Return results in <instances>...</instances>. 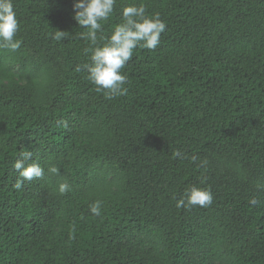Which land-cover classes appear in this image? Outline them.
Listing matches in <instances>:
<instances>
[{"label": "trees", "instance_id": "trees-1", "mask_svg": "<svg viewBox=\"0 0 264 264\" xmlns=\"http://www.w3.org/2000/svg\"><path fill=\"white\" fill-rule=\"evenodd\" d=\"M76 2L13 0L23 43L0 50V264H264V0H117L105 36L132 4L167 27L154 51L134 50L112 100L75 71L95 47ZM24 150L44 175L17 191ZM193 186L213 203L177 208Z\"/></svg>", "mask_w": 264, "mask_h": 264}, {"label": "clouds", "instance_id": "clouds-1", "mask_svg": "<svg viewBox=\"0 0 264 264\" xmlns=\"http://www.w3.org/2000/svg\"><path fill=\"white\" fill-rule=\"evenodd\" d=\"M117 0H78L74 3L73 19L84 29L80 38L90 42L95 47L91 50L89 62L78 65L76 72L87 73V80L95 86L98 93H103L106 100H112L117 96L127 95L128 78L122 74V69L128 64L134 55V50L145 49L154 51L160 44L162 33L166 31V23L157 14L148 16L143 3L139 6L132 4L121 11V22L112 27L110 35H104V24L113 14ZM19 31V21L13 6V0H0V50L16 52L21 48L22 40L16 39ZM65 32L56 30L52 38L61 41ZM174 157H181L176 151ZM32 160V152L24 150L16 159L13 168L18 173V178L12 187L20 191L25 181L42 178L44 169L38 162L26 163ZM195 161L196 157L193 156ZM48 171L59 174L57 167H50ZM258 187L264 188V185ZM58 191L65 194L69 191V185L61 183ZM213 203V195L210 189H202L193 186L187 189L184 196L177 200L176 207L190 209L199 206L206 208ZM249 203L258 204L256 199ZM93 216L101 215V202L95 201L89 206Z\"/></svg>", "mask_w": 264, "mask_h": 264}]
</instances>
